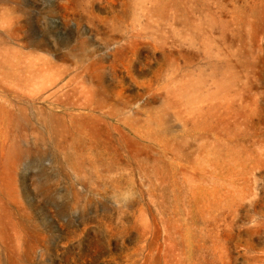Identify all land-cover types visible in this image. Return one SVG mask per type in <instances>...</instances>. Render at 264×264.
<instances>
[{
  "label": "rangeland",
  "instance_id": "rangeland-1",
  "mask_svg": "<svg viewBox=\"0 0 264 264\" xmlns=\"http://www.w3.org/2000/svg\"><path fill=\"white\" fill-rule=\"evenodd\" d=\"M0 264H264V0H0Z\"/></svg>",
  "mask_w": 264,
  "mask_h": 264
}]
</instances>
